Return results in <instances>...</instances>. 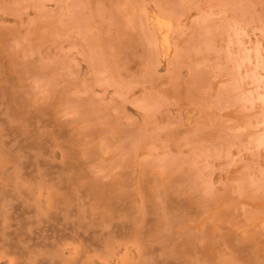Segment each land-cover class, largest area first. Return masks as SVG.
<instances>
[{"label":"rangeland","instance_id":"1","mask_svg":"<svg viewBox=\"0 0 264 264\" xmlns=\"http://www.w3.org/2000/svg\"><path fill=\"white\" fill-rule=\"evenodd\" d=\"M0 264H264V0H0Z\"/></svg>","mask_w":264,"mask_h":264}]
</instances>
